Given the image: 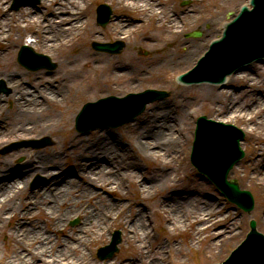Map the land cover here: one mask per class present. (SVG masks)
I'll return each instance as SVG.
<instances>
[{
	"label": "bare ground",
	"instance_id": "bare-ground-1",
	"mask_svg": "<svg viewBox=\"0 0 264 264\" xmlns=\"http://www.w3.org/2000/svg\"><path fill=\"white\" fill-rule=\"evenodd\" d=\"M118 2L123 10L133 15L130 17L116 15L111 18L112 20L110 19L119 27L115 38L121 39L128 34H134L133 38L143 48L159 41L167 44L163 49L160 47L161 52L153 63L142 65L129 51L122 54V60L117 64V62L113 63L112 57L108 55L94 52L86 46L79 47L72 44L68 37H65L66 34L86 25H92L83 16V10L87 6L86 0H40V6L21 7L16 13L6 11L4 5L6 0H0V37H4L3 28L8 24L20 29V37H28L27 44L32 50H34L32 47L35 48L37 45L44 49L71 45L68 49L70 58L65 57L67 68L59 73L29 74L17 68L8 69L10 62L5 64L3 69L0 68V74L12 90L6 99L12 103L10 110L5 109L4 98L0 96V144L10 139H39L46 130L54 128L60 120L59 112L56 110L57 104L61 105L59 100L64 97L66 86L72 87L73 92L77 94L78 98L75 102L86 98L84 101L95 103V99L112 93H118L119 96L123 92L133 90L135 71L143 75L149 68L154 69L163 65L167 67L170 63L186 65L191 59L194 61L195 57L205 49L206 45L196 46L193 49L185 46V51L182 52L174 48L177 39L175 38L174 42L170 36L179 31L178 21L189 11L165 12L162 0H118ZM245 2L246 5L249 4L248 0ZM193 12L192 9L191 13ZM215 17L219 28L216 33L208 36L210 39L220 36L228 20L224 15L215 14ZM146 22L151 25L146 26ZM96 33L91 26L94 40ZM3 48L6 47L0 46V59L4 57ZM106 68L108 76L112 79L124 77L119 81H123L122 83L112 85L114 92L106 83H102ZM251 70L253 64L248 70H238L237 73H233L228 81L245 80H243L244 89L249 91L248 104H241L235 100L233 91L229 89L228 96L223 97L221 101H219L221 96L219 88L216 91L210 89L206 97L214 93L211 97L218 105L215 107V114L243 118L246 125H252L249 132L255 135L259 132L264 133V89H261L259 83L251 77ZM132 95L139 97L136 93ZM130 98L129 96L122 100H129L127 105L133 109L136 104ZM180 102L182 105L180 115L176 111L175 116L172 117L174 108L157 104L148 110V114L142 116L141 124L137 127L139 133L134 139L136 146L145 150V154H169L174 159L176 155L172 153L176 154L175 147L180 140L179 123H182L188 114L183 104L185 101ZM48 103L50 107H46ZM253 106L258 107L257 111H254ZM116 107V105L106 108L97 107L92 109L91 113L95 116L111 114ZM175 108L178 110L177 107ZM69 118L71 114L66 112V121ZM164 123H167V132L160 128ZM67 143L71 149L67 146L63 148L68 149V154L57 147L50 151L24 148L9 154L11 158L18 152H24L26 158L22 162L15 163L7 155L0 157V219L9 220V229L6 231V236L9 238L6 248L9 253L7 263L139 264L140 258L145 259L149 252L140 254V257L138 255L125 256L121 259L112 257L98 263L88 255L86 249L90 243L99 241L106 222L118 218V223H121L128 236L126 247H129L128 241L137 235L136 244L145 252L148 246L145 245L147 235L150 233L147 229V207L141 202L132 203L131 218L129 210L125 213L123 211L128 204L130 207L131 203L126 202L124 196L119 195L113 200L111 198L114 189L120 188V183L130 175L136 176L139 191L146 192L154 185L152 186L150 181L139 175L137 163L131 160L133 158L131 147L119 142L112 132L99 130L92 138L70 134ZM254 145L256 146V143ZM70 155H72V167H65V157L68 158ZM256 160H258L256 181L264 185V153L259 152ZM35 172L42 173L45 178L37 188L29 192L25 187L28 178ZM164 175H168L165 168L156 169V173L151 175L150 179L155 184L159 180H165ZM16 197H19L18 202L15 200ZM210 199L208 195L192 191L185 185L173 187L170 192L163 195L160 203L170 210L169 218L173 227L194 222L197 229L202 232L228 218L227 211L221 213L222 209L218 202ZM193 204L195 207L190 208ZM74 214L81 217L83 222L73 229H67L66 221ZM37 215L43 218V226L39 224ZM233 221L234 218L230 217L228 226L221 223L223 228L214 232L216 236L224 237L226 232L233 233ZM56 231L59 235L52 237V232ZM164 247L163 244H159L156 249L161 251ZM150 263L164 264L162 258L158 257H154Z\"/></svg>",
	"mask_w": 264,
	"mask_h": 264
},
{
	"label": "rangeland",
	"instance_id": "rangeland-1",
	"mask_svg": "<svg viewBox=\"0 0 264 264\" xmlns=\"http://www.w3.org/2000/svg\"><path fill=\"white\" fill-rule=\"evenodd\" d=\"M39 1L40 0H36L34 5L26 4L20 6L18 9L11 8L12 0H6L4 5L7 9L6 11L16 13L19 9H21V7L40 6ZM103 1L106 2L112 10L111 18L115 17L116 15H126L128 17L133 15L132 13L123 10L118 0H86L87 6L85 10H83V16L85 19L87 18L90 23H92V25H86L84 28L73 31L72 33L69 32L65 35V37H68L70 42L75 46H86L94 52L102 53L112 57L113 63L117 62L118 64L122 60V54L129 51L139 59L142 65H147V63L150 64L157 60V55L159 52H161V48L163 49V47L167 44L164 43V41H159L152 43L151 45L149 44L150 46L147 48H143L140 46L139 42H136V40L133 38L134 34H128L121 38L124 42V47L119 53L111 54L106 51L104 52L94 50L91 47V40H94L92 37L93 35L91 34V26L94 27L97 32L96 41H112L116 39L115 34L119 31V27L117 24L111 21V18V20L109 19V21L104 26H101L97 23L95 18L96 6ZM186 1H188L187 4H181L182 2ZM162 2L165 12L167 10H172L177 13L187 11L190 12H188L185 17H182L180 21H178V25H180L178 28L179 31L173 33L170 36V38H173L174 42L177 39V43L174 45V48H176L178 52H182L185 51V46L192 49L200 45L207 46V42L210 40L208 36L212 33H216L219 28V23L216 21L217 19L215 14L218 16L224 15L226 18L230 19L237 13L239 7L245 3V0H162ZM192 9L194 10L193 13H191ZM150 25L151 24L149 22H146V26ZM197 28L201 31L200 36H185L187 32ZM3 31L5 32V35L4 37H0V46L6 48H3L2 50L4 52V57L0 59V68L3 69V66L10 62L11 65L8 66V69L17 68L29 74L46 72L48 75L59 73L67 68L65 57L67 58L68 56V58H70L68 49L71 45L61 48L48 47L46 49L42 48L40 45H37L35 48L32 47L37 52L47 54L52 61L57 63V65L53 69H28L20 64L16 57L20 45L27 43L28 37H20V29H16L13 26H9L8 24L4 26ZM199 54L195 58H198L200 56ZM194 62L195 60L193 61V59H191L186 65H173L170 63L167 67L163 65L162 67H156L154 69L149 68L148 71L143 75H141L140 72L135 71V88L131 91L123 92L119 96H124L129 92H139L150 87L167 90L170 92V95L165 99L147 103L145 109L140 114L135 116L133 120L125 122L118 127H96L87 132H79L75 128L74 119L82 104L85 102L84 99L86 98L80 100L78 99L79 101L75 102L78 98L77 94L73 92L74 90L72 87L66 86L64 89V97L60 98L59 100L61 105L57 104L58 107L56 108V110L59 112L58 115L60 120L54 128L48 129L43 133V136H49L53 143L41 148L22 146L19 148H13L5 153L0 152V157L7 155L9 158L10 153L24 148L33 149L35 151H50L54 147H57L58 149L62 148L65 153L68 154V149L63 148V146H67L71 149L69 143H67V139L70 134L83 136L85 138H92L99 130L114 133L119 142L131 147L133 153V158L131 160L137 163L139 167V175H141L145 180L150 181V184L154 186L149 188V190L146 192L139 191L138 183L136 182V176L130 175L127 179L120 183V188L114 189L111 199L113 200L114 197L119 195L124 196L126 199L125 201L131 203V206L128 207V204L123 211L125 213L127 210H129L131 218L133 216L132 203L141 202V204H144L147 207V229L150 233L147 235L145 245L148 244V246L145 249V252L141 251L140 246L136 244V240L138 239V236L136 235L134 239L128 241L129 247H126L128 236L124 232L125 229L122 227L121 223H118V218H113V220L105 223V227L99 241L90 243L89 247L86 249L88 255L95 261H98V263L112 257H117L118 259H121L125 256L131 257L135 255L140 257V254H146V252H149L145 259L140 258L139 264H152L150 261L154 257H158L159 259L162 258L164 264H208L223 260L228 255L229 251L244 238L247 230L249 229L248 222L250 218L258 219L259 230H262L264 233V185L256 181L258 171V160H256V155L259 152L262 154L264 153V133L259 132L255 135L251 134L249 129L252 127V125H246L244 119L241 117H226L225 115H221L219 113L215 114L214 110L218 105L211 97L214 93H212L211 96L206 97V94L210 91V89H212V91H216L217 88H219L221 94V96H219V101H221L223 97L225 98L228 96L227 91L229 89L233 91L235 100L241 104H248L247 95L249 94V91L244 89V79L240 81L227 82V84L223 85L221 84V87L212 84L186 85L178 83L177 79H175V76L178 73L190 68ZM251 64H253V70L250 72L251 77L255 79V82L259 83V87L261 89H264V60L262 62H260V60L257 62H251ZM26 78L31 79L30 77ZM0 79L3 80L4 86L8 90L7 92H0V96L4 98L5 109L10 110L12 103L6 99L12 90L11 87L6 84L2 74H0ZM122 79H124V77L116 79L109 77L108 69L106 68L103 72L102 83H106L111 91L114 92L115 89L113 90L112 85H118L119 83H122L123 81L119 82ZM233 85L236 86L233 87ZM110 95H118V93H112ZM182 100L185 101L182 103L184 104V107L187 108L188 114L187 117L182 120V123H179L180 140L178 145L175 147L177 150L176 154L175 152L172 153L173 155H176L174 159L170 157L169 154H145V150L143 151L141 148L136 146L134 139L139 133L137 127L139 124H141L140 120L142 116L144 114H148V110L157 104H164L174 108L173 113H171L172 117L175 116L176 111L178 115H180V107L182 106L180 105V101ZM46 107H50V104L48 103ZM175 107H177L178 110ZM253 109L254 111H257L258 107L253 106ZM66 112L71 114V118H69L68 121L65 119ZM201 114H205L206 116L213 119L224 120L226 122L233 123L237 127L241 128V130L245 133L244 139L241 142V146L244 150V156L238 160L229 170L228 178L236 179L240 188L247 189L252 193L254 198V206L249 214L224 197L218 188L205 175L198 172V170L191 164L189 160L195 121L197 116ZM171 123L173 122L171 121ZM164 124H162L160 128H163L162 130L167 132V123ZM175 133L178 132L175 131ZM21 139L23 138L10 139L7 142L5 141L4 143H1L0 150L10 142ZM254 143H256V146ZM25 158L24 152H18L9 159L13 160L15 163H19L24 161ZM65 158V167H72V155L68 156V158ZM178 167L180 168L176 171L175 169ZM161 168H165L168 171V175H164L163 179L165 180H159L154 184V181L150 179L151 175L156 173V169L160 170ZM37 175L45 178L42 173H33L28 178V182L25 187L27 191H33L29 188V182ZM109 182L112 183L113 180L112 182ZM185 185H187L188 189L197 191V193H204V195L211 197L210 200L217 201L218 205L222 209L221 213L227 211L228 218H224L220 224H214L202 232L197 229L196 223L194 222L173 227L172 222H170L171 218H169L170 210L163 207L160 201L163 198V195L170 192L173 187H183ZM110 196L111 195H108V197ZM15 200L18 202L19 197H16ZM193 207H195V204H193L190 208ZM230 217L234 218L233 233L226 232L224 237H220V235L216 236L214 232H216L217 229L221 230L223 228L222 224L228 226ZM37 218L39 224L43 226V218L39 217V215H37ZM75 218H77V221L71 224V221ZM0 220V261H2L4 264H8L7 257L9 253L8 249L6 248L9 244V238L6 236V231L9 229V220ZM82 222L83 221L81 220V217L74 214L69 218V220L66 221L65 227L67 229H73ZM114 229H119L122 236V240L118 244V251L115 252V254L111 257L102 259L97 257V248L99 245L109 242L111 233ZM57 231L52 232V237L59 235ZM159 244H163L165 246L161 251L156 249ZM150 250H152V252H150Z\"/></svg>",
	"mask_w": 264,
	"mask_h": 264
},
{
	"label": "water",
	"instance_id": "water-1",
	"mask_svg": "<svg viewBox=\"0 0 264 264\" xmlns=\"http://www.w3.org/2000/svg\"><path fill=\"white\" fill-rule=\"evenodd\" d=\"M29 0H13L12 8L17 9L20 5L29 3ZM254 8L252 10L243 7L236 18L229 23L223 42L220 45L214 44L208 56L203 59L210 69L204 73L196 76L195 70L193 74L185 75L189 80L209 79L215 80L223 77L228 71L239 64L247 62L256 56L264 55V0H251ZM100 10H104L100 13ZM110 14V8L106 4L98 6V20L104 24ZM235 32V34H234ZM193 35H199L194 33ZM97 49L108 50L111 52L119 51L123 44L120 41L113 43H93ZM249 47V48H246ZM250 52V53H248ZM250 54L244 55V54ZM244 55V56H243ZM26 56L31 57L33 62H30ZM18 60L30 69L39 67L54 68L56 63L51 62L48 56L42 53L34 52L30 47L22 46ZM264 60L261 59L260 62ZM258 60L254 61L257 62ZM250 64L245 65L239 70H248ZM200 71V66L197 68ZM193 72V71H192ZM191 72V73H192ZM235 71L234 73H237ZM233 74V73H232ZM227 77L225 84L229 81ZM209 84V83H199ZM0 90H5L0 80ZM142 94H147L144 99H141L133 109L126 112L111 114H104L100 116L97 121L78 128L81 130H88L97 125H112L116 126L126 121L131 120L135 115L142 111L146 102L163 98L168 93L153 89H147ZM109 100H117V97L111 96ZM100 101V100H99ZM103 101V100H102ZM94 103H86L79 114L78 122H81L83 115L89 110V106ZM197 127L195 130V139L193 143V151L191 154L192 162L196 167L206 173L216 185L221 189L222 193L230 200L236 202L239 206L247 211H250L253 206V199L249 191L239 189L235 180H228L227 174L232 165L243 156V151L240 148L239 142L243 138V132L232 124H225L220 121H215L206 116H200L197 119ZM29 142H13L6 146L1 152H5L12 147H19L26 145ZM34 146H44L51 144L52 141L45 137L38 144L32 142ZM38 178L33 181L32 186L38 184ZM256 220V227L259 230V221ZM250 231L246 238L231 252L229 257L220 263L213 264H264V234L262 230L257 231L255 221H250ZM120 241L119 232H115L112 241L109 245L101 247L98 251L100 257L111 256L116 248V244ZM2 262V261H0Z\"/></svg>",
	"mask_w": 264,
	"mask_h": 264
}]
</instances>
